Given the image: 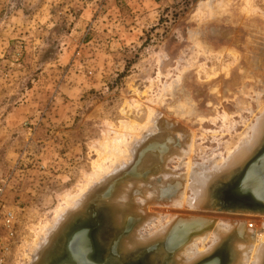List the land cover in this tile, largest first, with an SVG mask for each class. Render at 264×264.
I'll use <instances>...</instances> for the list:
<instances>
[{
    "label": "rangeland",
    "instance_id": "374dc122",
    "mask_svg": "<svg viewBox=\"0 0 264 264\" xmlns=\"http://www.w3.org/2000/svg\"><path fill=\"white\" fill-rule=\"evenodd\" d=\"M263 114L264 0H0V181L16 222L5 264H32L43 231L53 228L71 199L85 194L81 208L64 212L70 214L43 260L62 248L57 244L68 225L94 211L105 216L110 263L125 257L136 264H176L173 249L179 245L170 247V236L182 221L198 218L210 221V231L239 219L245 241L251 228L260 243L262 215L219 209V183L232 174L212 185L211 211L151 203L157 221L142 225L143 217L134 218L123 232L128 219L122 226L114 222L112 205L119 187L136 176L159 177L164 159L180 145L178 135L189 138L182 161L192 163L187 185H194L199 175L223 164ZM149 117L156 130L142 139ZM136 138L141 144L135 150ZM116 152L132 158L120 163ZM144 157L155 158L154 165L141 168L147 166ZM173 158L168 170L186 175L181 159ZM181 193L194 197L191 187ZM134 227L139 236L170 231L161 248L148 242L131 251L123 243ZM210 246L199 245L200 252ZM232 246L225 239L209 260L219 254L222 264H230Z\"/></svg>",
    "mask_w": 264,
    "mask_h": 264
},
{
    "label": "bare ground",
    "instance_id": "6f19581e",
    "mask_svg": "<svg viewBox=\"0 0 264 264\" xmlns=\"http://www.w3.org/2000/svg\"><path fill=\"white\" fill-rule=\"evenodd\" d=\"M137 116H139V115H137ZM151 117H152V114H151ZM154 122H155L154 119L149 117L147 124L145 125V127L142 130L144 135L141 133L142 134L141 137H143L142 139H145L146 136H148V134H146L147 132H149V135H150V133L152 131L156 130V128H154ZM249 130H250V133L247 134L248 136L244 138V140L240 143V145L234 150V152L228 158L225 159V161L223 160L224 161L223 164L220 166L212 164L214 166V167H212L213 168L212 173H211V171H208L210 173H207L205 175L203 174L204 176L199 175V177L196 178L194 185H187V184H189L188 183V180H189L188 176L191 174L190 171L193 169V165L191 162L183 163L184 158H186L189 155V154H187V153H189L187 150L188 149L187 146H189V143H190L189 138H188V135H186V134L178 135L179 139H177V140L180 142V145H178V148H175L174 150H172L170 152V155H167L168 157L164 159L165 161H163L162 168H161L162 173H160V174L158 173L160 178L156 177L157 175H154L155 178H153L154 176H151V177H149L148 180H146L145 177L136 176L137 179L135 181H131L129 183L126 182L122 187L121 186L119 187L120 188L119 192L117 193V195L115 194L116 200L113 202L114 204L112 203L113 204L112 208L114 210V214H113L114 222H116L119 226L120 225L122 226L123 222L126 219H128L125 222V224L127 226L124 227L123 232L127 231V230L129 231L131 229L132 219L134 220V218L143 217L141 219L144 220L145 224L143 223L142 225H149V224H151V220H154V222L157 221L156 218H158V216L156 217L155 214L151 213L152 211L148 208L149 207L148 205H150L151 203H156V202H160L162 204L165 203L168 206L169 205L173 206V204H174L177 206L176 208H182V209L184 206H186V207H189L190 209H192L193 211H196V210L198 211V210H202V209L203 210L207 209V210L211 211L213 209V206L211 205L212 200H211L210 190H211V187H213L212 185H214L216 183L215 181L217 179L220 180L222 178H226V177L230 176L231 174L233 175L235 172L239 171L248 162V160L251 157H253L261 148V145H262L263 140H264V114L261 115V117L257 119L256 124L254 126H252ZM144 132H146V133H144ZM137 137H140V136H137ZM140 141H141V138L140 139L136 138L135 142L132 141L134 143V145H133L134 149H135V146L137 147L138 143L141 144ZM125 143L123 142V145H126L125 146L126 148H128V149H129V147L131 148V145H132L131 142H130L131 143L130 146H129V142H128V144H125ZM132 149H130L129 152H131V151L133 152ZM189 149H190V146H189ZM131 154L130 153L125 154L124 155L125 157L122 158V157H118L117 152H116L117 158L119 159V160L118 159L117 160L120 163H122L121 162L122 160H125L127 158H128L127 160H129V157L132 158ZM173 156H176V157L181 159L182 165L184 167H186V172H187L186 175H180V174L178 175L177 172L168 170V168L166 167L167 160H168V162L169 161L172 162L170 158L174 159ZM146 157H144V159ZM127 160L125 162H127ZM145 160H144V164L145 165L149 164V167H151L155 158H151V160L147 159V161H145ZM120 163L118 165L116 164V166L114 165L113 167H111L108 170V172H112V171L116 170L117 168H119L120 167L119 165H121ZM147 167H148V165L146 167L142 166L141 168L145 169ZM158 169H159V167H158ZM151 170H153V169H151ZM153 173L156 174L157 172H153ZM102 175H104V174H102ZM196 176H198V175H196ZM98 177H100L101 179L103 178L102 176H98ZM100 178H96V179L94 178V179L96 181L98 179V181H99ZM156 178H158V180ZM176 178L179 180L178 185H176V186L171 185L170 182ZM96 181H93V182H96ZM93 182H91L90 184H92ZM158 182H160V183H158ZM90 184H89V186H91ZM94 184H92V185H94ZM164 184L168 188L160 189V185L162 187V185H164ZM169 187H173V188L170 189ZM190 187L193 190V196L194 197L187 198V197H185L186 196L185 193H181V191H183V190L185 191L187 189H190ZM115 189H117V188H115ZM160 191H162L160 194L157 193ZM133 193L135 195H133ZM156 194L157 195L159 194L157 198H155L157 196ZM83 196L80 195L79 197L77 196L76 198L71 199L68 203L69 204L68 208L71 207V209L73 211L75 209H77L76 207H78V206H79L78 209L81 208L82 207L81 205L84 204L83 202L86 200L87 195L85 194V196H86V197L84 196L85 198ZM134 196H135V198H134ZM140 197H142V198H140ZM151 205L153 206L154 204H151ZM162 206H166V205L163 204ZM214 206H215V204H214ZM156 207H159V205L157 204ZM222 207L223 208H219V209H223L224 212L233 211L232 213H240V215L242 214V216L244 215L245 217L249 216L250 214L251 215H259V216L262 215L263 217H261V218H263V220H264V213L263 212L253 210V209L252 210L246 209L245 207H243L241 205L236 206L233 202H230V201H225L224 204L222 205ZM68 208L63 209V211H61L59 215H56L57 217H55L56 219H54L55 225H53V228H51V230L49 229V227H48L49 225H48L47 229H46L47 231L46 232L43 231L44 234H42L41 237L38 239L37 243L34 246L35 248L33 247L34 249L32 251V254L34 253L36 258L34 260H30L33 262L32 264H56L57 262L64 259V257H65L64 252L66 249V247H64V246H62V248L57 251V254L53 255L48 260L45 258L47 261L43 260V254H44V251L46 250V248L47 249L49 248L47 246L50 243L52 244L53 241L51 242V240L56 235V231H59L61 225H63L62 223L67 218V215L70 214V213H68L66 215L64 213V212H66V210ZM165 209H167V208H165ZM148 210H150V212H148ZM158 214H160V213H158ZM219 215H222V213H220ZM224 215H226V214H224ZM63 216H65V218H63ZM230 216H231V214H230ZM234 217H236V216H234ZM211 219H213V218H211ZM216 219H217V217H216ZM221 219H223V220H221ZM221 219L218 220V221H221V223H223V222L225 223V221H227V220L224 221V218H221ZM234 220H235V218H234ZM231 222H233L234 226L231 224L233 227L232 226L230 227L229 226L230 224L229 225L227 224V226L224 224H220V225L217 224L215 226V230L213 229L214 231H212V230L210 231V228H209L210 227V221L208 219L198 218V219L193 220V222H192V220L191 221H182V224L176 228V231H174L171 234V236H170L171 238L169 239V246L170 247L174 248L175 245H177V244L179 245L178 250H175L176 248L173 249V251H174L173 258H175L176 264H203L205 261H207L209 259V256L213 253V251L222 245V243L225 241V239H231L232 244H233L232 247H234V259L232 258L233 260H232V262H230V264H264V239H262L259 243L257 241L256 237L255 238L253 237V233L255 234V231L254 230L251 231V228H248L246 230V238L247 239L245 241V237H244L245 236V226L243 224L244 222L242 224H240L239 219H236L235 221L231 220ZM227 223H230V220H229V222L227 221ZM139 225H137V226H139ZM58 227H59V229H58ZM170 227L164 228L162 231L157 232V233H148L144 236H142L141 234L139 236V234L136 233L137 229L134 227L136 230L132 228L135 231L133 232V234L131 233L130 236L128 235L129 236L128 239L124 238L125 243H123V244L125 246H127L128 248H130V250H131V248H135L136 246L143 247L142 245H144V244L146 246V244L148 242L154 244L153 247L156 246L157 248H159V247L161 248L164 244L163 241H165V239L167 238V233L169 234ZM54 232H55V234H53ZM234 233L237 235L236 238L234 236ZM208 241H211V246L209 247V249L206 248V251L200 252L201 249H199V245H205ZM54 243H55V241H54ZM161 244H162V246H161ZM111 250H112V248H111ZM170 250L172 251V248ZM45 253H47V252H45ZM217 256H219L220 257L219 259H221V261L218 264H222V256H220L219 254ZM227 256H230V255H227ZM109 257H110V255H109ZM169 257H170V255H169ZM226 259H227V257H226Z\"/></svg>",
    "mask_w": 264,
    "mask_h": 264
},
{
    "label": "water",
    "instance_id": "95a60500",
    "mask_svg": "<svg viewBox=\"0 0 264 264\" xmlns=\"http://www.w3.org/2000/svg\"><path fill=\"white\" fill-rule=\"evenodd\" d=\"M215 188L213 194H216L217 187ZM217 199L221 203L230 201L236 206L241 205L246 209L264 213V145L251 162L233 174L230 179L219 183ZM105 221L102 212L94 211L86 217L79 216L75 225H68L61 233L57 244V247H66L65 257L56 264H136V261L126 262L123 259L125 257H121V261L117 263H110L107 259L105 251L112 245H109L110 242L103 234ZM54 254H57V251ZM218 263L219 256L208 259L203 264Z\"/></svg>",
    "mask_w": 264,
    "mask_h": 264
},
{
    "label": "built area",
    "instance_id": "2783aa9c",
    "mask_svg": "<svg viewBox=\"0 0 264 264\" xmlns=\"http://www.w3.org/2000/svg\"><path fill=\"white\" fill-rule=\"evenodd\" d=\"M6 185L0 181V264H5V253L15 237V215L5 200Z\"/></svg>",
    "mask_w": 264,
    "mask_h": 264
}]
</instances>
